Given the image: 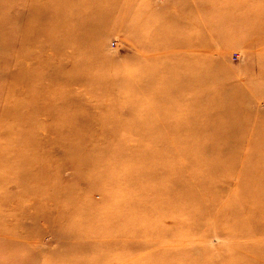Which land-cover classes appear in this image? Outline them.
I'll use <instances>...</instances> for the list:
<instances>
[{
  "label": "rangeland",
  "instance_id": "rangeland-1",
  "mask_svg": "<svg viewBox=\"0 0 264 264\" xmlns=\"http://www.w3.org/2000/svg\"><path fill=\"white\" fill-rule=\"evenodd\" d=\"M0 264H264V0H0Z\"/></svg>",
  "mask_w": 264,
  "mask_h": 264
}]
</instances>
